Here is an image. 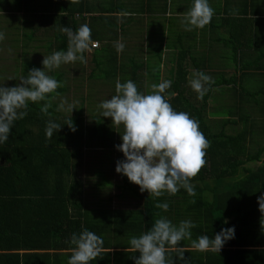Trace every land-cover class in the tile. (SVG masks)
<instances>
[{"label":"trees","instance_id":"16d2710c","mask_svg":"<svg viewBox=\"0 0 264 264\" xmlns=\"http://www.w3.org/2000/svg\"><path fill=\"white\" fill-rule=\"evenodd\" d=\"M174 1H170V8L182 9ZM167 2L0 0V11L10 10L23 17L14 16L16 21H13V28L11 26L15 31L13 36L20 35L22 43L23 75L20 77H27L28 72L36 68V63L27 57L25 49L29 44L40 45L39 49L47 56L55 51H67L68 37L62 29L69 27L75 32L87 24L92 42L100 46L90 51L85 69V64L76 61L81 75L86 72V78L93 84L110 87L112 95L116 93L118 78L121 83L132 80L141 93L150 94L151 85L160 83L161 66L165 63L164 56L167 57L169 68L163 81L170 80L172 85L166 90V98L175 111L186 112L198 120L199 130L211 145L206 150V165L190 181L195 196H190L183 188L174 196L168 193L158 198L144 195L127 176L116 172L117 161L125 159L116 147L123 142V126L115 127L112 119L94 115L90 110L89 119L85 121L83 104L92 101L90 95L78 96L80 106L71 112L57 111L61 97L71 102L68 98L70 86L65 71H49L50 76L63 84L57 89L60 96L52 101L50 115L41 112L44 101L29 102L27 116L14 121L8 141L0 144V264H67L74 247L70 243L71 236L85 229L101 237L103 250H106L91 264H135L133 257L140 254L130 250V239L148 232L161 217L177 226L184 220L195 223L191 240L202 235L214 239L223 229L235 228V237L228 240L220 252H201L191 247V240L181 241L177 248L185 249L187 264H264V227L261 225L264 214L258 204V197L264 195V161H261L264 154V66L254 70L263 83L257 89L246 88L237 78V74L239 77L246 74L250 62L232 74L202 71L214 83L203 99H199L190 87L188 76L200 72L202 64L197 57L186 56L189 50L180 47L164 51L162 40H159L150 46L146 42L149 49L143 56V38H150L145 31V27L151 25L148 18L164 14ZM257 7L254 0H236L233 7L226 4L224 10H228L227 16L243 15L240 21H245L247 15L264 14V7ZM212 8L215 15L219 14L220 10ZM145 15H148L147 23L142 18ZM243 25L246 27L245 23ZM252 39L256 54L251 61L264 60V50L258 49L260 37L255 34ZM116 42L124 45L122 52H117ZM173 42L180 44L182 34L177 33ZM36 48L38 46L33 47ZM233 51L229 57L237 65L241 63L240 50ZM87 54L86 51L85 59ZM186 59L193 63L194 72L186 69ZM20 77L19 83L14 81L0 87L18 85ZM217 97L228 100L224 109L218 104L219 111L215 110L216 106L214 109L213 103ZM205 110H208V117L204 115ZM210 118L220 119L218 131L209 124ZM49 120L62 126L54 131L50 140L45 132ZM67 122H73L76 130L72 131ZM227 127L232 128V132H228ZM256 136H262V142H258L253 151L248 149V139L251 137L252 142ZM83 149L93 150L100 158L93 163L85 162ZM84 164L86 174L81 178L76 171ZM111 173L116 176L115 181L108 176ZM211 182L229 184L225 191L216 193L205 185ZM89 188L109 191V196L106 199L98 196L95 202L89 203L84 196ZM114 189L118 193L112 197ZM204 190L208 194H204ZM115 197L130 198L134 205L118 210L108 205L105 209L103 202L109 204ZM158 202L168 203V210L156 208ZM178 255L175 250L167 253L174 264H185Z\"/></svg>","mask_w":264,"mask_h":264},{"label":"clouds","instance_id":"9594fccd","mask_svg":"<svg viewBox=\"0 0 264 264\" xmlns=\"http://www.w3.org/2000/svg\"><path fill=\"white\" fill-rule=\"evenodd\" d=\"M214 15L215 10L209 0H193L181 23L188 31L203 29L211 23ZM62 31L68 37L67 51H55L45 56L42 61L44 70L31 69L27 77H20V84L0 87V144L8 141L14 121L27 116L29 102L44 101L41 112L50 115L52 101L60 96L57 89L63 84L48 75L46 70L52 71L62 64L76 61L87 63L84 53L93 44L90 27L84 24L75 32L69 27H64ZM4 39L5 34L0 32V41ZM114 47L119 53L124 45L116 42ZM213 83L212 78L202 71L189 77L190 87L199 99H203ZM171 85L170 80L153 84L151 93L143 94L132 80L121 83L118 78L116 94L98 105L103 117L111 118L115 127L122 125L124 129L123 142L116 147L123 152L125 159L117 161L116 172L127 176L130 182L140 187L141 192L147 191L153 198L165 193L174 196L181 188L190 196H195L190 181L206 165V150L211 146L199 130L198 120L186 112L175 111L168 102L165 94ZM64 108L62 102L56 110L62 111ZM66 124L72 131L76 130L73 122ZM61 127L49 120L45 129L46 138L50 140L54 131H59ZM258 204L260 212L264 214V195L258 197ZM155 207L167 211L169 204L158 202ZM261 225L264 227V218ZM194 227L196 225L191 220L181 221L177 226L166 217L157 219L148 232L139 237L133 236L129 241L130 250L140 254L133 257L135 264H174L167 256L171 250L177 251L179 259L187 264L185 249L177 248V245L185 239L191 240V229ZM234 237L235 228H225L215 234L214 239L202 235L191 240V247L201 252H220L224 244ZM70 243L74 247L67 264H91L103 251L102 238L87 229L79 235L73 233Z\"/></svg>","mask_w":264,"mask_h":264},{"label":"crops","instance_id":"0c3cea01","mask_svg":"<svg viewBox=\"0 0 264 264\" xmlns=\"http://www.w3.org/2000/svg\"><path fill=\"white\" fill-rule=\"evenodd\" d=\"M175 1L178 3L177 5H179V7H182V9L172 11V15L159 16L156 14L151 16V18H153V20L150 21L152 26H146L145 31H147L148 34L151 32L150 36L156 38L154 30H160L159 38L157 40L152 41L151 38V45L162 40L163 50H169L168 52H171L170 50H179L180 47H182V50H189L190 54H186V56L197 57L200 61L199 63L202 64L200 65L199 70L204 71L207 74L220 71L232 74L236 69H239L241 65L245 66L250 62L251 66L249 68L246 67L247 71L243 77H239L240 75L237 74L238 80L242 81L243 85L247 86L246 88L248 89H257V87L263 86L260 76L257 72L255 73L254 70L260 69L258 67H263L264 60H251L253 59L254 54H256L253 50L254 44L252 43L255 39H252L255 37V34L260 37L261 43L259 44L258 49L264 50V14L253 16L247 15L245 21H240L243 18V15L235 14L232 16V14L227 16L226 14L228 10H224L226 4L233 7L236 0H209L211 7L217 8L218 11L220 10L219 14L216 13V15L213 16L211 23L203 29L194 28L191 31H188L185 26L182 25L181 21L183 20L184 13L191 6L190 4H193V0ZM254 1L258 3L259 8L264 7V0ZM146 21L147 20L145 19V23H147ZM159 21H161V23H159ZM11 22H13V20ZM243 23L246 24V27H244ZM167 27L168 31L166 30ZM169 30H172L171 34ZM166 33L170 37H166ZM177 33L182 34V42L180 44L173 42L176 40ZM163 39L166 40L165 43ZM171 43H173V45L168 47ZM239 44H241L242 47H239ZM92 50L93 49L90 47L89 51ZM233 50H240L239 55H241L240 62L242 64L238 62L236 65V62H233L229 57L234 52ZM187 60L189 61V65L186 69L190 73L194 72L196 69L189 59L185 60V65L188 64ZM103 251L105 252L106 250L104 249Z\"/></svg>","mask_w":264,"mask_h":264},{"label":"rangeland","instance_id":"374dc122","mask_svg":"<svg viewBox=\"0 0 264 264\" xmlns=\"http://www.w3.org/2000/svg\"><path fill=\"white\" fill-rule=\"evenodd\" d=\"M136 0H126V2H135ZM168 1V0H167ZM174 4H176V1H174ZM168 5V11L166 10L164 14H157V15H172V11H176L175 7L174 8H170V1L167 2ZM11 8L14 9V6H10ZM11 14V15H10ZM10 16V17H7ZM14 16H16L17 18H21V14H16V13H10V10H6L3 9L0 11V28L2 30V32L5 34V39L3 41H0V86H7L9 84H11V82L17 81L19 83V77L22 76L23 74L21 73V69H22V59H20L21 57V51H22V43L20 42V35L17 36H13L14 32L13 31V22L12 23H8L9 20H13L16 21L14 19ZM146 16V17H145ZM142 16V18L147 19L148 15ZM23 19V17L21 18ZM150 21L153 20V18L149 17L148 18ZM167 19V18H165ZM149 20H147L146 22H149ZM163 20V19H162ZM159 23H161V21H159ZM12 26V28H11ZM152 26V25H150ZM164 26V25H161ZM30 28H27V30L29 31ZM149 29V28H148ZM166 30L168 31V27L166 28ZM170 34L172 32V30H169ZM40 32L37 33V35H39ZM154 34L156 35V38H153L150 36V38L146 39L143 38V56L146 54L145 51L148 50L149 48L146 47L147 45L146 42H148V46H150V39L152 38V41H155L159 38V34H160V30L156 29L154 30ZM165 34V33H164ZM167 34V33H166ZM138 35V34H137ZM151 35V32L150 34ZM18 38L17 40H13V38ZM166 37H170L168 34L166 35ZM164 43H165V39ZM137 45H140V43H137ZM38 46V48L33 49V47ZM40 45H37L36 43H31L29 44V48L25 49L27 50L26 52H28L27 57H29V59H31L34 63H36V68L44 70V66L42 64V61L44 59L45 56H47L46 54H44V50L39 49ZM100 45H98L99 47ZM91 47V45H90ZM131 51V50H129ZM166 51V50H164ZM87 56H86V60H89V53L90 51H87ZM170 55V54H168ZM167 57L164 56L163 61L165 62L164 64H162L161 66V81H163L164 76L166 75L165 71L169 68V65L166 64V59ZM189 61L187 60V63ZM189 65V63H188ZM88 66V62L85 64V67ZM59 70H63L66 72L65 76L68 78L67 82L68 85L70 86L69 91H68V98L69 100H71L70 103H67L65 100V97H61V103L63 102L65 105L64 110H62V113L65 112V110H68L69 112L72 111V109H77L80 106V98L78 96L83 95V96H87L90 95L92 98L91 102H85L83 104V109L85 112V121H87L89 119L88 117V110L91 111V113H93L94 115H102V109L98 108V105L101 101L110 99L112 96H114L116 93H114V95H112V91L110 89V87H104L103 85H96L93 84L92 80H89L88 78H86L87 73L83 72V74L81 75L80 72V65H78L76 62L75 63H68V64H62L59 68ZM46 73L49 75V71L46 70ZM192 75H190L189 77H191ZM189 80V78H188ZM145 83L147 82L146 79H144ZM148 85V83H147ZM255 89V88H254ZM56 101V100H55ZM60 103V104H61ZM72 103V104H71ZM214 103V109L216 106V111H219L218 108V104L220 107H222L223 109L225 108V106L227 104L224 103H228V100L226 98H219L217 97ZM214 114V113H213ZM204 115L206 117H208V110L204 111ZM111 120V118H109ZM209 124L211 125V127H213L214 129H216L215 131H218L217 128L219 127V125L221 124V121L219 118H210L209 119ZM227 129L229 130L228 132H232V128L227 127ZM251 141V137L248 139ZM248 141V149L250 148L251 150H255L257 148V143L258 142H262V136H256L252 142ZM83 152L85 154V162H90L93 163L94 161H97V158H100L99 155H97L96 153H94L93 150H88V149H83ZM261 161H264V154L262 155ZM257 166L259 164H256ZM85 164L78 168L76 173L78 176H81V178L84 177V175L86 174V169H85ZM106 170V169H105ZM113 181L116 180V176L113 175L112 173L108 175ZM119 179V178H117ZM119 182V180H118ZM229 183H227L228 185ZM206 187H212L216 193L219 192H223L225 191L226 188V184H217V183H206L205 184ZM138 186V185H137ZM204 186V185H202ZM139 187V186H138ZM205 187V186H204ZM140 190V189H139ZM85 194L84 196L87 198V201L89 203H93L97 200V197H102L104 199H106L109 196V191H95V189L93 190V188H89L87 190H85ZM117 190L114 189L111 191V196L113 197L114 195L116 196L117 194ZM144 195H150L147 191L145 192H141ZM204 194H208L207 191L204 190L203 192ZM104 208L108 209L110 205L111 209H127V208H132L134 205V201L131 200L130 198H122V199H117L116 197L112 199V201L108 204L106 202H103Z\"/></svg>","mask_w":264,"mask_h":264},{"label":"built area","instance_id":"2783aa9c","mask_svg":"<svg viewBox=\"0 0 264 264\" xmlns=\"http://www.w3.org/2000/svg\"><path fill=\"white\" fill-rule=\"evenodd\" d=\"M98 47V43L97 42H93V44L91 45L92 49H96Z\"/></svg>","mask_w":264,"mask_h":264}]
</instances>
